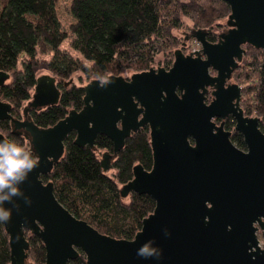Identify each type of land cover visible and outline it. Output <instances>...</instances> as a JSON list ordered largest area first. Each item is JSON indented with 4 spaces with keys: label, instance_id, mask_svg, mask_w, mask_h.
Instances as JSON below:
<instances>
[{
    "label": "water",
    "instance_id": "obj_1",
    "mask_svg": "<svg viewBox=\"0 0 264 264\" xmlns=\"http://www.w3.org/2000/svg\"><path fill=\"white\" fill-rule=\"evenodd\" d=\"M223 1L230 28L216 42L206 39L205 30L192 29L185 39L193 38L199 49L188 55L175 50L168 69L91 80L83 86V108L50 127L36 126L28 112L59 102L54 76H37L21 119L11 117V105L0 100V121L10 120L12 133L23 136L39 160L19 184L22 194L2 202L11 212L3 223L10 264H29L26 231L42 241L44 264H68L80 252L86 264H264V132L259 118L245 116L242 88L231 83L243 46L264 50V0ZM8 78L0 71V86ZM228 117L245 151L225 130ZM143 126L149 128L152 167L135 165L120 195L146 194L155 205L133 239H117L76 218L41 177L63 157L70 133L80 147L94 149L99 135L112 141L113 152H103L100 160L107 172L125 140ZM0 140L10 141L1 133ZM145 242L162 249L158 260L137 256Z\"/></svg>",
    "mask_w": 264,
    "mask_h": 264
},
{
    "label": "trees",
    "instance_id": "obj_2",
    "mask_svg": "<svg viewBox=\"0 0 264 264\" xmlns=\"http://www.w3.org/2000/svg\"><path fill=\"white\" fill-rule=\"evenodd\" d=\"M69 11L73 22L65 30L58 18L56 0H0V71L9 74L0 86V100L11 105V117L23 118L40 70L49 71L61 91L57 104L28 112L36 126L47 128L70 110L83 108V86L64 87L73 73L80 71L99 79L127 71L142 72L152 66L159 54L166 55L164 67L169 68L171 49L178 44L173 31L182 27L183 19L191 21L193 29L205 30L208 41L216 42L218 33L214 26L220 27L217 22L230 14L223 0H72ZM67 40L78 57L61 48ZM243 48L245 53L232 78L238 85L245 84L240 102L245 116L259 118L258 127L264 132V50L249 44ZM39 52L50 54V59H40ZM234 125L232 117L223 122L225 130L231 131V141L243 148V137L234 131ZM0 133L11 142L27 141L12 133L8 119L0 121ZM74 138V132L66 137L63 157L41 177L43 182H51L57 200L101 234L133 239L155 202L146 194L131 193L126 203L120 188L131 180L135 165L145 170L152 167L148 126L125 140L112 161V176L103 171L98 153H112L111 140L99 135L93 149L75 145ZM26 236L29 264H44L42 241L29 231ZM0 264H10L9 236L3 223ZM68 264H86L84 254L80 252Z\"/></svg>",
    "mask_w": 264,
    "mask_h": 264
},
{
    "label": "clouds",
    "instance_id": "obj_3",
    "mask_svg": "<svg viewBox=\"0 0 264 264\" xmlns=\"http://www.w3.org/2000/svg\"><path fill=\"white\" fill-rule=\"evenodd\" d=\"M39 160L27 141L23 143L0 140V223L10 220V209L3 207L2 202L21 195L19 184L28 178ZM162 249L149 246L145 242L137 249V256L144 259L161 257Z\"/></svg>",
    "mask_w": 264,
    "mask_h": 264
},
{
    "label": "rangeland",
    "instance_id": "obj_4",
    "mask_svg": "<svg viewBox=\"0 0 264 264\" xmlns=\"http://www.w3.org/2000/svg\"><path fill=\"white\" fill-rule=\"evenodd\" d=\"M71 1L72 0H56L58 18L60 20L61 27L65 30H67L68 27L70 26V24L73 22V18L70 14V11H69ZM226 21H227V18H223V19L219 20L217 22V24H220L219 25L220 27L214 26V31L217 33H220L223 29L228 30L230 27L227 28ZM192 29H193V25H192L191 21H189L188 19L185 18V19H183L182 27L173 31L174 35L176 36V38L178 40V44L171 49L172 63L174 61V51L175 50H182V52L185 55H188V54L194 52L195 50L199 49V45L197 44V42L193 38H190L189 41L185 40V37L187 36V34H189L191 32ZM184 42L186 44V47L182 46V43H184ZM61 48L63 50L69 51L74 57L79 56L76 52H74L73 50L70 49L69 40L65 41L61 45ZM38 57L40 59H50L51 55L50 54L44 55L41 52H39ZM165 61H166V55L159 54L155 57L154 63L152 64L151 67L152 68L164 67ZM85 64L90 66V64L87 62ZM49 73L50 72L47 70H40L37 73V75L40 76L42 74H49ZM133 73H135V72L127 71V72L122 73L121 75L124 77H130ZM93 79H94V77H87L82 72L78 71V72L73 73L69 79L65 80V82H68L71 80V82L69 83L70 85L84 86V85L88 84ZM99 79L106 80L107 77H103V78H99ZM58 81H60V80L58 79ZM231 83H235V84L237 83L238 84L239 82H237L236 79L233 77L231 80ZM239 86L244 87L245 84L242 83V84H239ZM243 98H244V96H243ZM25 104H26V102L22 105V107H24ZM21 111H22V109H21ZM103 152H104L103 150L98 152L100 155L99 156L100 158H102ZM113 173H114V170H109L106 172V174H108L109 176H112ZM129 200H130V196H127L124 199V202L127 203V202H129Z\"/></svg>",
    "mask_w": 264,
    "mask_h": 264
},
{
    "label": "flooded vegetation",
    "instance_id": "obj_5",
    "mask_svg": "<svg viewBox=\"0 0 264 264\" xmlns=\"http://www.w3.org/2000/svg\"><path fill=\"white\" fill-rule=\"evenodd\" d=\"M186 41H189L190 39H185ZM182 46L183 47H186V44H185V42L184 43H182ZM182 49V48H181ZM182 51V50H181ZM172 65V64H171ZM165 68V67H164ZM166 69H168V68H166ZM211 99H212V97H211V95H210V92L207 94V102H210L211 101ZM220 121V120H219ZM112 142V141H111ZM239 148V147H238ZM241 150H243V151H245L246 150V147H245V144H244V147L243 148H240Z\"/></svg>",
    "mask_w": 264,
    "mask_h": 264
}]
</instances>
